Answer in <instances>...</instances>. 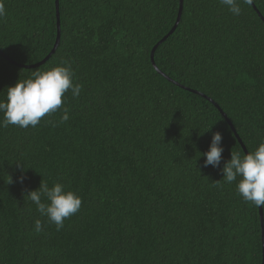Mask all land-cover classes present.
I'll return each instance as SVG.
<instances>
[{
  "label": "trees",
  "instance_id": "obj_1",
  "mask_svg": "<svg viewBox=\"0 0 264 264\" xmlns=\"http://www.w3.org/2000/svg\"><path fill=\"white\" fill-rule=\"evenodd\" d=\"M4 3L0 99L61 59L83 88L65 123L0 127V264H262L259 208L201 154L216 131L221 167L245 154L214 104L247 152L264 142V0H183L158 71L180 0H59L38 67L56 0ZM42 182L82 198L60 231L26 197Z\"/></svg>",
  "mask_w": 264,
  "mask_h": 264
},
{
  "label": "clouds",
  "instance_id": "obj_2",
  "mask_svg": "<svg viewBox=\"0 0 264 264\" xmlns=\"http://www.w3.org/2000/svg\"><path fill=\"white\" fill-rule=\"evenodd\" d=\"M253 0H220L221 5L234 15L242 14L241 3L251 5ZM6 15L4 0H0V18ZM75 72L70 63L61 59L57 66L46 71H36L31 78L18 80L14 86L7 88L6 98L0 99V127L18 126L20 128H35L42 118L50 116L59 110L63 111L60 123L70 119L69 110L64 107V98L71 92L73 98L79 97L83 85L74 83ZM211 131V128L208 130ZM223 134L213 132L209 150L202 153L205 157L203 167L211 166L219 169L223 181L236 183V189L242 199L254 207H264V142H261L254 152L241 154L231 151L230 160L221 167ZM23 182V177H21ZM36 210L48 222L55 224L57 231L64 227L65 220L76 215L82 205V198L75 192L66 190L62 183L49 187L41 183L39 189L32 190L26 196ZM47 201V202H44ZM41 220L34 221V231H43Z\"/></svg>",
  "mask_w": 264,
  "mask_h": 264
},
{
  "label": "water",
  "instance_id": "obj_3",
  "mask_svg": "<svg viewBox=\"0 0 264 264\" xmlns=\"http://www.w3.org/2000/svg\"><path fill=\"white\" fill-rule=\"evenodd\" d=\"M182 7H183V0H180V11H179L178 19H177V21H176V23H175V26L173 27V29L171 30V32H170V33H169V34H168V35H167V36H166V37H165L160 43H158V44L156 45V47H154V49H153V51H152L151 61H152V63H153V65H154L155 68H156V66H155V64H154V53H155L156 49H157V48H158L163 42H165V40H166L170 35H172V34L175 32V30L177 29V27H178V25H179V23H180V20H181ZM56 9H57V17H58V35H57V40H56V43H55V47H54V49L52 50V52L50 53V55H49V56H48V57H47L42 63L36 65L35 67H38V66H40V65L45 64V63L51 58V56L56 52V50H57V46H58L59 41H60L59 0H56ZM255 10H256V9H255ZM256 11H257V10H256ZM257 13H258L259 16H261V15L259 14L258 11H257ZM0 54H2V53L0 52ZM31 68H34V67H31ZM156 70L158 71L157 68H156ZM195 93H196V92H195ZM204 97H205V96H204ZM208 100H209L212 104H214L212 100H210V99H208ZM214 105L217 107V109L220 111V113L223 115V117L225 118V120H226L227 123L229 124V126H230V128L232 129L233 133L235 134V136H236V138H237L239 144H240L241 147L243 148L244 153L247 154L248 152H247L245 146L243 145L242 141L240 140L238 134L236 133V130L234 129V127H233L232 123L230 122V120L227 118V116H226V115L220 110V108H219L216 104H214ZM259 210H260V218H261V225H262V243H263V263H262V264H264V220H263V210H262V207H260Z\"/></svg>",
  "mask_w": 264,
  "mask_h": 264
}]
</instances>
